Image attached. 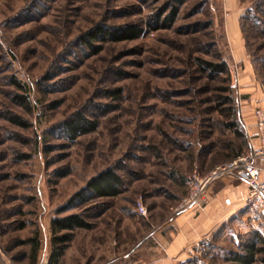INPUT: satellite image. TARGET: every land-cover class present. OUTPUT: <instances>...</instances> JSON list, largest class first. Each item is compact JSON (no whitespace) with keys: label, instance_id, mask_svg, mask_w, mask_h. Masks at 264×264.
Returning a JSON list of instances; mask_svg holds the SVG:
<instances>
[{"label":"rangeland","instance_id":"obj_1","mask_svg":"<svg viewBox=\"0 0 264 264\" xmlns=\"http://www.w3.org/2000/svg\"><path fill=\"white\" fill-rule=\"evenodd\" d=\"M174 6L175 0H0V264H47L51 218L80 211L57 213L107 168L120 176L122 192L102 199L91 229L74 232L61 264L148 263L158 252L155 231L181 211L204 216L211 207L204 192L205 202L175 211L193 171L203 174L250 151L248 119L264 108V0H186L168 24ZM230 15L245 17L241 59L232 57ZM130 23L141 25L138 38H100L91 46L79 40L97 24ZM223 60L230 72L200 64ZM25 93L30 110L14 101ZM77 112L98 127L72 141L61 125ZM13 115L25 125L9 121ZM233 121L244 135L229 126ZM248 192L178 264H233L248 238H264V209L247 204ZM138 199L145 216L135 209ZM34 237L33 257L34 243L26 240Z\"/></svg>","mask_w":264,"mask_h":264},{"label":"trees","instance_id":"obj_2","mask_svg":"<svg viewBox=\"0 0 264 264\" xmlns=\"http://www.w3.org/2000/svg\"><path fill=\"white\" fill-rule=\"evenodd\" d=\"M176 6L173 7L171 12L166 16L164 20L171 24L177 14V6L181 5L186 0H175ZM244 16L240 18L239 27L242 32L245 47L248 48L247 33L243 25ZM251 19V17H250ZM253 20V19H251ZM254 23V22H253ZM151 26V24H150ZM154 27V25H153ZM142 27L138 23H130L122 26L110 27L97 24L93 28L84 32L79 36V40L91 46L94 40L108 39L111 41L131 40L138 38L142 33ZM264 61V60H263ZM200 64L207 66L209 70L219 73L230 72L229 64L226 60L219 63L200 61ZM13 81H15L13 79ZM15 83V82H14ZM18 83V82H17ZM21 87L25 89L22 84ZM14 101L18 104L25 106L30 110V102L28 101L27 93L15 94ZM9 121L25 125L17 116L13 115L8 117ZM240 121H233L229 126H240ZM62 131L69 140H75L78 136L90 133L98 127L97 120H90L86 118L80 112L73 114L66 118L62 122ZM242 135H244L241 127ZM246 139L244 143V149H246ZM242 151H238L233 154V158L241 155ZM232 158V159H233ZM65 175V172L62 174ZM123 184L120 176L112 169L107 168L91 177L86 185L75 192L63 205L57 210V213H61L73 208H82L78 212H71L64 216H54L50 220V243L51 252L48 258L47 264H61V259L64 255L65 249L72 241L74 232L78 229H91L94 226L93 219L101 213L100 206H102V199L112 198L119 195L122 192ZM38 236V235H37ZM32 244V254L35 255L39 246L38 237L29 238L26 240ZM241 252H235L231 256L233 264H255L258 260L264 263V238L258 233H254L251 238H248L242 245ZM258 255H261L258 257Z\"/></svg>","mask_w":264,"mask_h":264},{"label":"crops","instance_id":"obj_3","mask_svg":"<svg viewBox=\"0 0 264 264\" xmlns=\"http://www.w3.org/2000/svg\"><path fill=\"white\" fill-rule=\"evenodd\" d=\"M226 28L232 57L236 55L241 59L245 51L237 15L228 16ZM248 120L252 124V113ZM258 164L263 170L262 176L264 177V159H261ZM247 189L248 185L239 182L235 176L213 181L205 190L206 195L211 199V207L207 209L206 214L195 217L192 210H185L174 215L172 220L153 233L158 251L156 257L148 263L141 262L140 264H178L184 261L191 248L201 239L205 229L208 230L220 221L228 214L229 209H234L235 206L244 202Z\"/></svg>","mask_w":264,"mask_h":264},{"label":"built area","instance_id":"obj_4","mask_svg":"<svg viewBox=\"0 0 264 264\" xmlns=\"http://www.w3.org/2000/svg\"><path fill=\"white\" fill-rule=\"evenodd\" d=\"M252 118L253 132L249 134L251 136L250 151L217 164L203 174L196 170L193 171L186 181L188 193L175 207V211L182 210L192 204L205 202L204 192L209 184L227 176H236L248 185L249 192L246 200L248 205L264 209V177L262 176L263 170L258 164L261 159H264V108H254ZM135 209L140 215L145 216L147 213L141 199L136 201Z\"/></svg>","mask_w":264,"mask_h":264}]
</instances>
